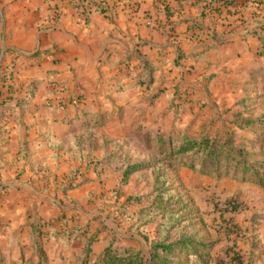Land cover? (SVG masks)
Instances as JSON below:
<instances>
[{"label": "crops", "instance_id": "0c3cea01", "mask_svg": "<svg viewBox=\"0 0 264 264\" xmlns=\"http://www.w3.org/2000/svg\"><path fill=\"white\" fill-rule=\"evenodd\" d=\"M72 1L77 0H0V69L12 75L0 80V99L8 94V83L16 97L36 81L20 115L12 108L0 113V251L11 246L13 256L18 245L27 241L24 236L18 242L16 236L25 235L31 217L57 225L54 218L64 214L69 222L89 225L98 219L84 208L92 201L91 194L106 195L109 188L120 193L129 183L133 175L120 187L121 173L100 162L105 149L96 151L88 145L81 138L85 130L102 124L117 131L126 124L131 130L139 129L135 117L141 106H147L145 112L153 117L158 105L173 101L174 94L181 98L179 110L185 103L193 108L196 101L211 100L212 112L221 109L220 101L236 103L249 96L254 104L264 98V57L258 35L242 34L238 18L229 26L223 24L239 13L253 17V2L245 7L243 0H235V5L219 4V0H101L110 9L106 14L92 10L84 23L81 9ZM53 4L61 6L56 18L51 15ZM213 29L224 34L215 45L205 46L198 37ZM134 53L152 60L151 84H136L137 59H126ZM158 88L160 93L152 97ZM148 132L166 131L151 127L145 137ZM69 135L84 144L82 156L59 146ZM196 172L214 180L223 177ZM110 176L115 182L106 185ZM254 185L258 193L247 207L228 208L224 213L228 214L225 222L240 229L233 238L242 262L231 264H264V216L253 218L256 209L264 206V188ZM101 221L105 223L100 220L96 225L98 238L91 243V259L108 240ZM97 228L89 225L68 246L46 239L45 249L46 245L53 248L51 254L46 249L51 262L75 258ZM63 250L65 254H60Z\"/></svg>", "mask_w": 264, "mask_h": 264}, {"label": "trees", "instance_id": "16d2710c", "mask_svg": "<svg viewBox=\"0 0 264 264\" xmlns=\"http://www.w3.org/2000/svg\"><path fill=\"white\" fill-rule=\"evenodd\" d=\"M252 2L254 3L253 12L255 14L253 17L248 19L239 13L233 19L227 18L223 21V24L229 26L238 18V25H242V34L256 33L258 35L260 53L264 57V25L259 21L256 14L258 8L264 6V0H243L241 4L246 7ZM71 4L81 9L84 23H87L92 10H98L106 14L110 9L107 3L104 4L101 0H77L75 3L72 1ZM219 4L235 5V0H219ZM55 5L51 6V15L54 18L60 14L54 13ZM209 10L218 11V7H210ZM211 24H213V21H211ZM223 34V30L220 33H217L214 29L203 31L198 40L204 42L205 46H212L218 42ZM129 58L137 59L139 70L135 73L136 84H151L154 80L153 71L155 69L152 60L142 53H134L126 57V59ZM176 63L177 60L175 59L172 65L174 66ZM11 77V72L7 73L6 69H0L1 81L9 80ZM11 87V83H8V94L0 99V113L12 108L18 109L17 115H20L27 107L28 101L36 89V81L29 82L24 94L21 96H12L13 90ZM160 91L161 88L155 90L152 97L158 96ZM251 103L250 97L244 96L236 101L238 106L226 109L230 116L227 122L230 126L218 125L219 128L222 126V135L210 134L211 125L213 124L210 119L202 120L199 123V131L196 134L190 133L187 126L175 133L168 134V139L163 136L165 132H157L158 138L155 149L161 157L154 162L158 163L163 159L169 165L187 166L200 173L210 174L217 178L230 175L234 178L249 180L259 186H264V176L257 168L261 165L257 160L259 153L253 149H248L244 141L238 140L236 136V130L258 128L264 124V114L252 115L248 113L247 110L249 109L247 108ZM214 111L220 115L218 109L214 108ZM175 112H179V105H177ZM148 137L149 132L146 133L147 143L150 142ZM59 146L72 150L78 156H82L84 149L82 141L77 140L72 135L60 142ZM100 162L108 164L121 173L119 178L120 187L125 185L130 176L141 168L146 165H154V162L131 161L116 150L109 151L106 149ZM161 178L162 182L158 183ZM155 180V185L151 191L129 193L120 204V208L124 212L132 204L137 206L129 216L131 220L127 226L129 229L147 233L148 226L153 225V233L149 239L146 255L143 254L140 248L128 241H123V237L117 232L116 228L101 221L100 224L107 232L108 240L94 259L90 258V250L91 243L98 238V228L88 235L73 261L52 263L44 247V241L51 239L62 243L63 246H68L80 231H87L89 226L88 223L80 225L77 222H69L64 214H59L54 218L59 221L57 225L52 224L50 219L43 220L40 216L28 219L25 235L18 234L16 236L18 242L24 236L27 237V241L18 245L19 251L15 256L12 254L11 246L6 248L8 257L0 255V264H187L184 256L192 258L198 264H204L201 262L202 256L207 254L206 251L210 248L211 243L196 240L183 226L181 227V209L176 206L180 200L176 199L172 188L166 182L163 172H159ZM229 209L236 210L237 206L230 204ZM262 216H264V206L257 208L253 213L254 219ZM25 247H27L26 250H24ZM27 250L29 254L25 255ZM234 256L237 263L242 262L238 254L235 253Z\"/></svg>", "mask_w": 264, "mask_h": 264}, {"label": "rangeland", "instance_id": "374dc122", "mask_svg": "<svg viewBox=\"0 0 264 264\" xmlns=\"http://www.w3.org/2000/svg\"><path fill=\"white\" fill-rule=\"evenodd\" d=\"M256 14L259 21L264 25V6L259 7ZM261 89L264 91L262 86ZM170 98L173 101L163 100L158 105L157 113L153 117L145 112L147 106H141L140 114L135 117V122L140 126L139 129L131 130L130 126L126 124L123 127L124 130L117 131L113 130L112 127L114 126L108 128L103 127L102 124L100 128L95 130H85L81 134V138L88 145L93 146L96 151L102 148L109 151L116 150L131 161L154 162L161 157L156 153L155 149L158 137L156 133L149 132L148 140L150 142L147 143L145 137L147 129L153 127L154 129L158 128L159 130L166 131L163 135L165 139H168V134L175 133L186 126L190 133L196 134L199 131L198 124L200 120L209 113L207 118L213 121L210 134L222 135V126L219 128L218 125L230 126L227 123L230 116L226 109L232 108L234 104L236 105L235 100L220 101L217 104L221 107L219 110L220 115H218L216 112H212L213 107L210 106L214 101L204 100V102H194L192 104L193 108L186 107L187 103H185L184 108L180 107L181 110L175 112L176 105L181 103V98L175 94L174 96H170ZM247 109H249L247 110L249 114L259 115L264 111V98L256 99L254 104H250ZM99 119L104 120L102 117ZM236 136L238 140L244 141L248 149H253L259 153L257 160L261 165L257 168L264 176V124L254 129L236 130ZM196 171L179 165H169L166 160L162 159L158 163L154 162L152 166L146 165L133 174L127 186L120 193L118 190L115 192V188H109L106 195L103 193L101 195L92 193V201L88 200L89 202L86 203L84 208L91 212V215H98V219L89 223L90 229L97 228L98 226L96 225L99 224L100 220H104L106 225L116 228L122 237L132 235V237H129L131 240L128 239L127 241H132L146 255L151 233L129 229L127 227L131 222L129 216L135 211L136 205L132 204L128 206L124 212L121 210L120 204L128 192L146 193L151 191L155 185L157 174L163 172L166 182L172 188L176 199L180 200L176 206L181 209V227L183 226L196 240L211 243L210 248L206 251L207 256H202L201 262L204 264H231L235 260L234 255L236 253L234 249L236 243L234 242L233 235H238L240 229L236 228L232 222L228 221L229 224L226 223L225 220L228 214L224 213L230 207V204L236 205L237 209L247 207L248 202L253 200L251 197L258 193V187L249 180L239 178L234 180L230 175L227 177L223 176L220 180H214L202 176ZM114 182V176L106 179V185H113ZM161 182L162 178L158 180V183ZM184 204L186 206H182ZM223 215L225 216L223 217ZM151 229V225L148 226L149 232ZM122 240L124 241V239ZM46 249L50 254L53 251L50 245H46ZM63 253L65 254V250L60 252V254ZM78 253L79 251L75 252L74 255L76 256ZM28 254L29 251L27 250L26 255ZM0 255L8 257L7 249L0 251ZM184 257L187 264H198L192 258L188 256ZM73 260L74 258L71 255L69 259L65 260V263Z\"/></svg>", "mask_w": 264, "mask_h": 264}, {"label": "built area", "instance_id": "2783aa9c", "mask_svg": "<svg viewBox=\"0 0 264 264\" xmlns=\"http://www.w3.org/2000/svg\"><path fill=\"white\" fill-rule=\"evenodd\" d=\"M54 10H55L54 13H56V14L60 13V11H61V6L56 4ZM149 22H150V21H149Z\"/></svg>", "mask_w": 264, "mask_h": 264}]
</instances>
